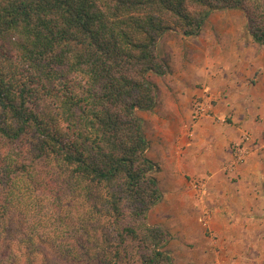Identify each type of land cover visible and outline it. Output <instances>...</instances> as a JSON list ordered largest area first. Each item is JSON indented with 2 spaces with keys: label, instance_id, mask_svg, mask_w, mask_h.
Segmentation results:
<instances>
[{
  "label": "trees",
  "instance_id": "1",
  "mask_svg": "<svg viewBox=\"0 0 264 264\" xmlns=\"http://www.w3.org/2000/svg\"><path fill=\"white\" fill-rule=\"evenodd\" d=\"M221 9L264 45L261 0H0V264H173L137 110Z\"/></svg>",
  "mask_w": 264,
  "mask_h": 264
},
{
  "label": "crops",
  "instance_id": "2",
  "mask_svg": "<svg viewBox=\"0 0 264 264\" xmlns=\"http://www.w3.org/2000/svg\"><path fill=\"white\" fill-rule=\"evenodd\" d=\"M220 17L232 23L194 36L178 31L161 36L158 53L168 58L170 69L152 74L159 87L156 106L137 110L150 154L167 167L166 179L175 183L202 178L208 186L198 209L190 192L178 184L164 194L160 207L150 210L152 225L170 234L167 248L174 264L210 260L211 233L218 234L220 244L231 245L224 255L218 251L221 261L255 258L264 263V45L246 28V16ZM199 99L210 100L211 106L206 115L195 118L193 104ZM246 131L254 138L250 155L229 173L233 145ZM205 207L211 213V233L201 224ZM156 209L159 217L153 218Z\"/></svg>",
  "mask_w": 264,
  "mask_h": 264
},
{
  "label": "rangeland",
  "instance_id": "3",
  "mask_svg": "<svg viewBox=\"0 0 264 264\" xmlns=\"http://www.w3.org/2000/svg\"><path fill=\"white\" fill-rule=\"evenodd\" d=\"M227 14H234L236 16L239 15L240 16L239 20H242L244 18V16H246L245 12L243 10H241V9L215 10L214 12H212V14L208 17V19L206 20V22L202 26V30L204 29L205 31H211L212 29L217 30V29H220V28H222V29L226 28V26L230 25L232 22L231 21H227L226 18L224 19V18H221L220 16L221 15L225 16ZM217 15H220L219 18L216 17ZM246 28L248 29V26ZM248 31H249V29H248ZM165 59L168 61V58H165ZM151 78H152V75H151ZM152 80L155 82V80L153 78H152ZM195 102L196 101H194V103ZM193 107H194V104H193ZM143 127H144V124H143ZM149 148H150V144H149ZM149 148L147 149L148 150L147 151L148 157H150L156 163L155 169L152 170L151 172L158 180V183H159V186H160V189H161V192H162V199L164 198V194L165 193H168L170 191L176 190L175 189V185L181 184V188L180 189L182 191H184V192H186V191L190 192V196L192 197V200H193L192 202L195 204L197 209H198L199 205L201 206V203H202V205H204V198L202 197V195H204L206 192H208L207 182L205 180H203L206 183V190L203 193H201V192H199L197 190V188H195L194 181L195 180H202V178H194V179H191L190 182H189V179L187 181L175 182V183L168 181L166 179V177H165V174H164V170L167 169V167H165L163 165L164 163H162L161 160L155 159V158L152 157V154H150ZM173 168H175V167L174 166H169L168 167V169H173ZM226 171L229 172V173L233 172V171L228 170V168H226ZM162 199L156 204L159 207H160V204L162 202ZM156 205L153 208L158 207ZM208 209L206 207L204 209H202L203 211H202V214L200 215V218L202 220L201 221L202 227L204 229H206V230H209L210 221H211V213L209 212ZM159 211L160 210L156 209V213L157 214L153 215V218H158L159 217ZM199 211H200V209H199ZM148 222L152 225V223L149 221V219H148ZM206 233H211V232L209 230V231H206ZM210 235L213 238L212 247L210 248L209 254H207V256H209L210 260L203 261L201 263L195 262V264H261L255 258H253V260H251V261H247V260H242V261H239V262L221 261L222 260V259H220L221 253H219V256H218L217 255L218 251L219 250H223V255H224V250L231 249L230 248L231 245L228 242H226V244H224V245L220 244V242H219L220 240L218 239V234L211 233ZM165 248L168 250L167 245H166ZM196 248H192V251L196 250ZM240 248H241V246H240ZM168 251L170 253V250H168ZM240 251H242V249H240ZM254 253L255 254L258 253L257 247L254 249ZM170 255L172 257L173 264H174L175 257H174V255L172 256L171 253H170ZM181 263L182 264H191L190 262L189 263L181 262ZM262 264H264V263H262Z\"/></svg>",
  "mask_w": 264,
  "mask_h": 264
},
{
  "label": "built area",
  "instance_id": "4",
  "mask_svg": "<svg viewBox=\"0 0 264 264\" xmlns=\"http://www.w3.org/2000/svg\"><path fill=\"white\" fill-rule=\"evenodd\" d=\"M211 106L210 100H197L194 103L193 107V115L195 118H199L201 116H204L208 113ZM254 140L253 135L250 131L244 132V134L241 137V140L234 143L233 145V153L234 157L232 159V162L230 163L228 170L233 171L235 168H237L240 164L244 163L250 155V143ZM195 188L201 193H203L206 190V183L203 180H195L194 181Z\"/></svg>",
  "mask_w": 264,
  "mask_h": 264
}]
</instances>
